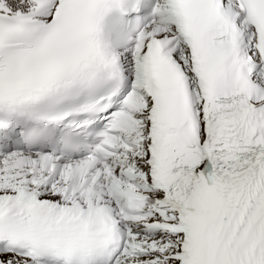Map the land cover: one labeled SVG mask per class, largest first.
Masks as SVG:
<instances>
[{"label":"snow or ice","instance_id":"1","mask_svg":"<svg viewBox=\"0 0 264 264\" xmlns=\"http://www.w3.org/2000/svg\"><path fill=\"white\" fill-rule=\"evenodd\" d=\"M0 264H264V0H0Z\"/></svg>","mask_w":264,"mask_h":264}]
</instances>
